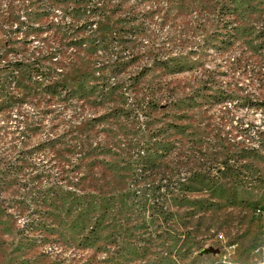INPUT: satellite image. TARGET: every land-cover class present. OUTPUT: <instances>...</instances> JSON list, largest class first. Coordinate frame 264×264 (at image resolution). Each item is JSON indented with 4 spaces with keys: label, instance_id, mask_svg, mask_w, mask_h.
Instances as JSON below:
<instances>
[{
    "label": "rangeland",
    "instance_id": "1",
    "mask_svg": "<svg viewBox=\"0 0 264 264\" xmlns=\"http://www.w3.org/2000/svg\"><path fill=\"white\" fill-rule=\"evenodd\" d=\"M262 261L264 0H0V264Z\"/></svg>",
    "mask_w": 264,
    "mask_h": 264
},
{
    "label": "water",
    "instance_id": "2",
    "mask_svg": "<svg viewBox=\"0 0 264 264\" xmlns=\"http://www.w3.org/2000/svg\"><path fill=\"white\" fill-rule=\"evenodd\" d=\"M211 252H214V251L212 249L205 250V253H211Z\"/></svg>",
    "mask_w": 264,
    "mask_h": 264
},
{
    "label": "built area",
    "instance_id": "3",
    "mask_svg": "<svg viewBox=\"0 0 264 264\" xmlns=\"http://www.w3.org/2000/svg\"><path fill=\"white\" fill-rule=\"evenodd\" d=\"M258 264H264V261H262V262H260V263H258Z\"/></svg>",
    "mask_w": 264,
    "mask_h": 264
}]
</instances>
